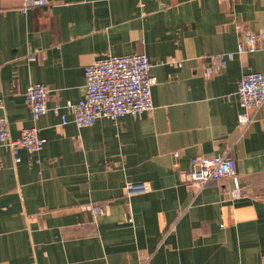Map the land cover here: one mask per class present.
<instances>
[{"label":"crops","instance_id":"1","mask_svg":"<svg viewBox=\"0 0 264 264\" xmlns=\"http://www.w3.org/2000/svg\"><path fill=\"white\" fill-rule=\"evenodd\" d=\"M23 3L0 0V117L12 137L36 127L46 143L18 161L0 147V264H264V108L245 130L237 94L264 71V0ZM238 24L258 48L206 74L207 55L237 50ZM134 52L157 79L151 111L82 127L26 103L32 83L48 85L50 107L77 102L87 64ZM226 152L240 191L231 177L186 186L193 157ZM129 181L150 190L128 197Z\"/></svg>","mask_w":264,"mask_h":264},{"label":"built area","instance_id":"2","mask_svg":"<svg viewBox=\"0 0 264 264\" xmlns=\"http://www.w3.org/2000/svg\"><path fill=\"white\" fill-rule=\"evenodd\" d=\"M49 0H24L21 10L28 12L36 7L47 5ZM240 42L236 51L207 55L210 59L205 66V73L212 74L217 68L226 66L236 54L254 51L258 48V39L262 36L238 24ZM182 65L181 61H178ZM152 63L147 54L134 52L122 55H104L97 57L85 66L86 94L77 102L57 101L49 106L50 89L44 83H32L26 91V103L34 117L52 109L55 113L62 110L72 113V120L79 126L93 125L100 118L116 120L125 115H141L155 108L152 99V87L157 79L150 73ZM237 94L243 111L239 122L246 130L254 121L256 114L264 108V71L245 73L238 83ZM62 124L70 121L66 113L61 114ZM46 139L36 127L22 130L19 137H12L8 130V119L0 117V147L6 145L20 160V147L31 152L43 149ZM179 156V152H174ZM1 169V164H0ZM221 177H231L235 189L240 191V178L235 159L226 152L223 155H197L191 160V168L186 172V186L198 192L208 182ZM150 190L146 181H129L126 183L125 194L128 197L143 194ZM96 214H103L99 204H93Z\"/></svg>","mask_w":264,"mask_h":264},{"label":"bare ground","instance_id":"3","mask_svg":"<svg viewBox=\"0 0 264 264\" xmlns=\"http://www.w3.org/2000/svg\"><path fill=\"white\" fill-rule=\"evenodd\" d=\"M155 106V105H154ZM177 152V151H176Z\"/></svg>","mask_w":264,"mask_h":264}]
</instances>
